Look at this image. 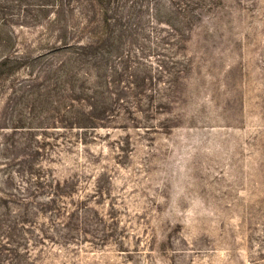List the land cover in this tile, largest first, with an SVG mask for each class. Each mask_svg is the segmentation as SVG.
Listing matches in <instances>:
<instances>
[{
	"label": "rangeland",
	"instance_id": "374dc122",
	"mask_svg": "<svg viewBox=\"0 0 264 264\" xmlns=\"http://www.w3.org/2000/svg\"><path fill=\"white\" fill-rule=\"evenodd\" d=\"M168 1L148 0L138 35L103 65L111 116L98 128H64L95 73L72 55H48L40 80H1L0 264H264V0H188L191 25L173 29L151 18ZM26 32L25 48L55 42ZM28 167L70 177L69 215L40 210L43 190L21 200Z\"/></svg>",
	"mask_w": 264,
	"mask_h": 264
},
{
	"label": "trees",
	"instance_id": "16d2710c",
	"mask_svg": "<svg viewBox=\"0 0 264 264\" xmlns=\"http://www.w3.org/2000/svg\"><path fill=\"white\" fill-rule=\"evenodd\" d=\"M146 3L148 0H0V82L9 76H17L20 72H24L25 78L40 80L45 76L46 71L44 73L34 70L36 65L48 55L60 53L72 55L76 65L75 72L85 69L93 70L95 73L85 71L80 76H83L82 79H77L83 82L77 90H87L90 95L70 97L71 103H78L80 107L74 110V113L72 105L63 109L64 113L76 115L70 121H66L67 126L64 128H69L68 126L71 127V125L84 129L100 127V124L111 116V109L107 102L102 101V94L97 90L101 86L99 80H102L99 74L104 72L102 67L111 58L112 53L121 58V48L124 43L138 35L142 11ZM168 3L167 6L156 3L151 18L159 25H165L170 29H173L176 24L191 25L193 19L187 17L188 13L190 9L192 11L200 6L188 0H169ZM178 10L184 13L181 20L174 18V12ZM193 18L197 20L196 17ZM32 28L49 31L51 36H54L55 42H38L26 48L21 46L19 36L27 34L26 31ZM77 29L79 31L75 32ZM69 33L72 36H69ZM78 33L86 35V39L78 41ZM126 57L128 58L129 55ZM116 73L115 71L114 75ZM114 75L110 76L113 78ZM109 82L113 83V81ZM86 83L91 84L92 87L86 89L84 87ZM39 106L42 107V103H39ZM54 110L58 115L59 109ZM17 122L21 123V119ZM19 129H27L28 132L33 130L31 127L21 125L11 127L12 132ZM40 149L42 147H36L35 155H38ZM30 170L32 172L29 175L34 188L23 195L21 200L28 201L43 190L41 193L43 203L40 210L53 213L56 217L62 211L69 215L67 203L61 200H68L72 197L67 193V190L75 185L70 177L55 178L50 174L42 177L40 171L34 168ZM35 210L39 212L37 208ZM23 218L20 224L25 225L29 221ZM28 224L31 229L40 232V235L45 234L34 223ZM50 226L53 227L52 219ZM48 240L53 242L52 238ZM25 247V245L21 247L19 243H16L12 251L14 254H19L22 248L21 250L25 249L28 252ZM30 254H34L33 250Z\"/></svg>",
	"mask_w": 264,
	"mask_h": 264
}]
</instances>
